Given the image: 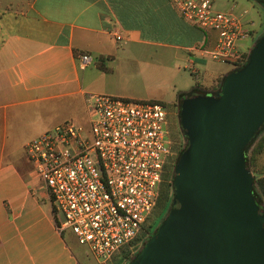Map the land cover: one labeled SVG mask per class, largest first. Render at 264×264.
<instances>
[{
	"label": "crops",
	"instance_id": "crops-1",
	"mask_svg": "<svg viewBox=\"0 0 264 264\" xmlns=\"http://www.w3.org/2000/svg\"><path fill=\"white\" fill-rule=\"evenodd\" d=\"M194 25L171 0H0V264H90L56 227L40 181L17 153L27 141L22 136L37 126L26 117L28 106L67 96L80 101L85 122L87 92H116L104 84L109 70L94 61L112 59L113 30L188 56L215 38ZM80 54L89 55L92 67L79 66ZM256 169L264 174V141Z\"/></svg>",
	"mask_w": 264,
	"mask_h": 264
},
{
	"label": "built area",
	"instance_id": "built-area-1",
	"mask_svg": "<svg viewBox=\"0 0 264 264\" xmlns=\"http://www.w3.org/2000/svg\"><path fill=\"white\" fill-rule=\"evenodd\" d=\"M171 2L185 20L215 30L212 45L200 51L233 63L247 52L235 42L249 33L240 13L216 10L211 0ZM112 35L122 38L117 30ZM89 61L79 55L80 67ZM85 101V122L64 119L23 148L30 171L62 214L56 227L70 230L102 264L140 231L173 151L162 102L100 92H87Z\"/></svg>",
	"mask_w": 264,
	"mask_h": 264
},
{
	"label": "water",
	"instance_id": "water-1",
	"mask_svg": "<svg viewBox=\"0 0 264 264\" xmlns=\"http://www.w3.org/2000/svg\"><path fill=\"white\" fill-rule=\"evenodd\" d=\"M177 114L185 142L169 207L127 264H264V211L243 154L264 121V32L217 91L184 95Z\"/></svg>",
	"mask_w": 264,
	"mask_h": 264
},
{
	"label": "rangeland",
	"instance_id": "rangeland-1",
	"mask_svg": "<svg viewBox=\"0 0 264 264\" xmlns=\"http://www.w3.org/2000/svg\"><path fill=\"white\" fill-rule=\"evenodd\" d=\"M233 1L236 2L232 7L233 11L240 13L243 20H252L250 23H245L250 27L249 33L235 41L239 49L246 48L248 52L254 41L264 31V7L257 0H211L212 7L216 10L228 9ZM243 8L246 12H243ZM208 30L215 34L214 29L208 28ZM199 51L197 49L186 56L183 50L173 46H163L155 42L139 41L132 36H123L115 42L114 52L111 53L112 59L103 61L109 69L106 74H103L104 84L116 89V92L109 93L111 95L162 101L166 110L169 106L173 107L178 91L188 90L192 86L208 85L210 78L216 72L226 73L241 66L230 61L213 59L206 51ZM87 67H92L91 61L87 63ZM70 98L74 100L73 97ZM68 99L67 96L57 97L30 104L26 117L35 120L37 126H32V129H29L24 136L21 135L25 138L24 140L51 129L54 124L64 119L83 122L85 114L80 101L78 103V100L74 102ZM66 102L67 106L64 108ZM17 153L26 160L24 148L20 147ZM27 167L31 169L28 162ZM40 183L42 185L41 181ZM55 216L58 221L62 220V214L59 211H55ZM157 223L158 220L153 221L151 231ZM64 233L82 261L100 264L84 244L76 241L70 230L65 229ZM133 254L134 252L130 258ZM130 258L122 260L114 254L108 262L127 264Z\"/></svg>",
	"mask_w": 264,
	"mask_h": 264
},
{
	"label": "trees",
	"instance_id": "trees-1",
	"mask_svg": "<svg viewBox=\"0 0 264 264\" xmlns=\"http://www.w3.org/2000/svg\"><path fill=\"white\" fill-rule=\"evenodd\" d=\"M260 3L262 4V2H260ZM195 27L202 32L201 27H198V26H195ZM247 53L248 52L244 53L242 55V57H240V61L236 62L237 65H242L246 61ZM107 59H110V57L108 55L107 56L97 55L95 57V60H94L96 67L103 70V71H108L109 70L108 67L105 66L103 63V61L107 60ZM222 77H223V74L220 76H217L208 85H203V86L197 85V86H192L190 89L185 90V91H178L176 94V97H175L176 101L179 102L180 99L184 95H186L190 92H193V91H196V92H201V91L214 92V91H217L220 87ZM263 141H264V121L262 122L260 127L256 130L253 137L245 144V146L243 148V154H244L245 164L248 166V168L250 169V171L252 173L251 193H252L253 197L255 198V200L257 201V203L263 208V211H264V174L257 171V169H256V160H257L258 154L263 150ZM180 150H177L175 157H177ZM164 177H168L169 180H167L164 183H161V182L159 183L158 193H157V197H156L154 206H153L151 212L146 217V220L142 224L140 231L134 237V239L131 240L129 246H125V247L121 248L120 251L115 254V255H118L122 260L130 258V255L133 252H134V254H133V256H131V258L134 257V255L137 253V251L139 250V248L141 246L139 248H137V247L139 245H142L143 242L150 235V234L147 235V232L150 233L149 229L151 227V223L155 220L158 213L162 210L161 215H160V219L158 220V223L156 224V226L159 224V222L162 220L165 213L167 212V209L169 207V203L171 200V196H172L171 195L172 190L170 191V196H168L169 200H168L167 206L164 207V209L162 207L165 203V200L167 199V192H166L167 186L171 187L172 176H169V174L167 175V172L165 174V171H164L163 178ZM171 189H172V187H171ZM52 210H53V213L55 214V211L53 208H52ZM54 220H55V224L58 225L59 221L57 220L56 216H54ZM155 227L153 228V230L155 229ZM62 231H63V229L60 230L61 233H62ZM106 264H111V263L107 262Z\"/></svg>",
	"mask_w": 264,
	"mask_h": 264
},
{
	"label": "flooded vegetation",
	"instance_id": "flooded-vegetation-1",
	"mask_svg": "<svg viewBox=\"0 0 264 264\" xmlns=\"http://www.w3.org/2000/svg\"><path fill=\"white\" fill-rule=\"evenodd\" d=\"M177 113H178V101H175V102H173V107L169 106L166 109L167 129H168V134L171 138V147H172V151H173V153H172L173 156L172 155L170 156L169 163L165 168V174L167 172V175L169 174V176H172V169L174 166V162L176 160L175 155L177 153V150H180L183 147L184 142H185V137L181 131V127L179 125V118H178ZM167 180H169L168 177H164V178L162 177L161 183H164ZM166 190H167L166 191L167 192V199L165 200V203L162 207L163 209L168 204V200H169L168 196H170V191L172 189L170 186H167ZM171 195H172V193H171ZM161 211L158 213L155 220L160 219ZM151 226H153V222L151 223ZM149 232L150 233L147 232V235L151 234V232H152L151 227L149 229Z\"/></svg>",
	"mask_w": 264,
	"mask_h": 264
}]
</instances>
